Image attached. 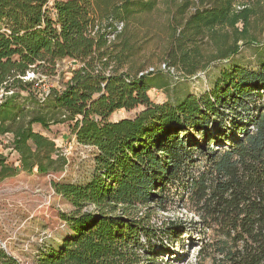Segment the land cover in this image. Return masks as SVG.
Segmentation results:
<instances>
[{"label":"trees","instance_id":"trees-1","mask_svg":"<svg viewBox=\"0 0 264 264\" xmlns=\"http://www.w3.org/2000/svg\"><path fill=\"white\" fill-rule=\"evenodd\" d=\"M169 1L166 64L186 76L236 55L264 21V0ZM159 4L0 0V136L12 135L9 151L27 172L64 170L56 143L33 129L60 122L93 151L87 175L52 182L75 207L66 219L72 235L34 264H161L165 236L174 245L193 240L187 264H264V59L223 69L202 96L153 102L154 73L137 60L150 42H140L145 16ZM63 59L75 66L40 101L34 86ZM22 91L43 107L27 110ZM17 171L0 152V182ZM176 196L192 218L152 223ZM0 264L22 263L0 244Z\"/></svg>","mask_w":264,"mask_h":264},{"label":"rangeland","instance_id":"rangeland-1","mask_svg":"<svg viewBox=\"0 0 264 264\" xmlns=\"http://www.w3.org/2000/svg\"><path fill=\"white\" fill-rule=\"evenodd\" d=\"M50 1L53 3L56 0ZM170 3L169 0H160L158 8L145 16L147 25L142 33L147 29L149 32L146 36L142 34L143 39L140 41L143 45L147 40L150 41L144 45L145 49L137 61L144 66L143 73H154L148 78L153 86L148 93L153 102L175 104L188 95L202 96L213 90L223 69L233 64L253 68L264 59V21H262L258 28L251 30L255 33L254 42L240 43L236 55L229 59L211 60L194 76H186L177 67L168 66L165 59V44L171 12ZM74 66L73 61L63 59L58 64L57 74L42 76V80L34 86L36 92L38 91L39 100L43 102L42 98L51 88L61 89L69 69ZM27 97L28 91H22L20 100L27 110L43 107L42 103L37 104ZM262 103L264 98L260 100V104ZM142 109L143 107L140 106L133 110L116 111L111 116V120L133 117ZM33 129L52 139L56 143L57 153L64 155L68 164L64 170L52 171L48 174L39 173L37 168L32 173L27 172L20 167L19 154L16 151H9L12 135L0 136V152H3L9 164L17 167L18 170L14 175L0 182V244L22 264H34L44 252L50 248H58L64 237L72 235L66 219L73 213L75 207L67 198L55 192L52 182L77 181L87 175L92 167V148L76 141L68 122L53 123L48 129L34 124ZM174 198L172 210L156 212L157 214L152 217V223L160 225L167 219L184 222L192 218L191 215L187 216L186 210L178 201L179 198L177 196ZM171 242L172 240L165 236L160 248L156 246L160 253L159 261L163 259L161 264H187L189 261H194L193 240L189 237H181L180 242L175 245Z\"/></svg>","mask_w":264,"mask_h":264},{"label":"built area","instance_id":"built-area-1","mask_svg":"<svg viewBox=\"0 0 264 264\" xmlns=\"http://www.w3.org/2000/svg\"><path fill=\"white\" fill-rule=\"evenodd\" d=\"M35 75L34 73H29L27 77H25L26 79H31L33 78Z\"/></svg>","mask_w":264,"mask_h":264}]
</instances>
